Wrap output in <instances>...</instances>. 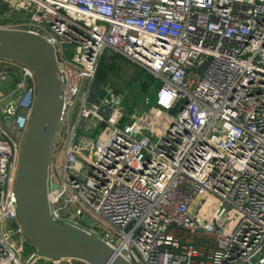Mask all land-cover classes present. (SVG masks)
Wrapping results in <instances>:
<instances>
[{
  "label": "built area",
  "instance_id": "2783aa9c",
  "mask_svg": "<svg viewBox=\"0 0 264 264\" xmlns=\"http://www.w3.org/2000/svg\"><path fill=\"white\" fill-rule=\"evenodd\" d=\"M0 2L16 16L0 29L47 43L60 79L52 223L128 264H264V0ZM104 53L157 81L152 107L122 120V93L95 79ZM0 83V264H89L23 235L14 181L36 81L5 59Z\"/></svg>",
  "mask_w": 264,
  "mask_h": 264
},
{
  "label": "water",
  "instance_id": "95a60500",
  "mask_svg": "<svg viewBox=\"0 0 264 264\" xmlns=\"http://www.w3.org/2000/svg\"><path fill=\"white\" fill-rule=\"evenodd\" d=\"M0 58L29 67L36 81L34 108L14 181L15 211L23 235L47 257H70L89 264H128L101 241L48 218L46 165L61 105L60 79L50 46L30 33L0 29Z\"/></svg>",
  "mask_w": 264,
  "mask_h": 264
},
{
  "label": "rangeland",
  "instance_id": "374dc122",
  "mask_svg": "<svg viewBox=\"0 0 264 264\" xmlns=\"http://www.w3.org/2000/svg\"><path fill=\"white\" fill-rule=\"evenodd\" d=\"M4 10L0 2V12ZM15 14L9 19L0 17V25H12L15 22ZM5 60L1 59L0 61ZM103 64V72L100 79H97L99 86L109 85L113 89L122 93L120 103L121 116L124 121L127 118L133 105L139 108L152 107V98L155 91V80L149 77L145 71L140 70L135 65L116 54H103L100 65ZM96 75V73H95ZM16 81L14 82L15 85ZM13 84V83H12ZM10 86V85H9ZM8 86V88H9ZM74 108L71 112V120L73 119ZM22 144V142H21Z\"/></svg>",
  "mask_w": 264,
  "mask_h": 264
},
{
  "label": "trees",
  "instance_id": "16d2710c",
  "mask_svg": "<svg viewBox=\"0 0 264 264\" xmlns=\"http://www.w3.org/2000/svg\"><path fill=\"white\" fill-rule=\"evenodd\" d=\"M103 70H104V68H103V64H101L100 65V63H99V66H98V68H97V71H96V77H97V79H100L101 78V75H102V72H103ZM149 77L151 76V75H149V74H147ZM151 78H152V76H151ZM155 80V79H154ZM158 86V83H157V81L155 80V88ZM133 106H135V105H133ZM133 108V107H132Z\"/></svg>",
  "mask_w": 264,
  "mask_h": 264
},
{
  "label": "crops",
  "instance_id": "0c3cea01",
  "mask_svg": "<svg viewBox=\"0 0 264 264\" xmlns=\"http://www.w3.org/2000/svg\"><path fill=\"white\" fill-rule=\"evenodd\" d=\"M0 89L4 91L5 89H7V85L0 83Z\"/></svg>",
  "mask_w": 264,
  "mask_h": 264
},
{
  "label": "clouds",
  "instance_id": "9594fccd",
  "mask_svg": "<svg viewBox=\"0 0 264 264\" xmlns=\"http://www.w3.org/2000/svg\"><path fill=\"white\" fill-rule=\"evenodd\" d=\"M169 103H170V99H168V101H167V106H163V105H160V104H158L160 107H162V108H167L168 107V105H169Z\"/></svg>",
  "mask_w": 264,
  "mask_h": 264
}]
</instances>
